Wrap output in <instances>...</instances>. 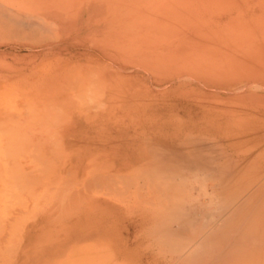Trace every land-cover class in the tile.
<instances>
[{
	"label": "rangeland",
	"instance_id": "obj_1",
	"mask_svg": "<svg viewBox=\"0 0 264 264\" xmlns=\"http://www.w3.org/2000/svg\"><path fill=\"white\" fill-rule=\"evenodd\" d=\"M0 13V264H264V0Z\"/></svg>",
	"mask_w": 264,
	"mask_h": 264
},
{
	"label": "bare ground",
	"instance_id": "obj_2",
	"mask_svg": "<svg viewBox=\"0 0 264 264\" xmlns=\"http://www.w3.org/2000/svg\"><path fill=\"white\" fill-rule=\"evenodd\" d=\"M0 14H1V13H0ZM9 17H10V16H9ZM13 18H14V17H13ZM4 19H5V18H4ZM10 19H11V18H10ZM1 20H2V18H1ZM14 20H15V19H14ZM10 21H11V20H10ZM8 25H10V24H7V26H8ZM14 28H15V26H14ZM15 29H16V28H15ZM167 153H171V152H167ZM157 155H158V154H157ZM168 155H169V154H168ZM166 156H167V155H166ZM171 156H172V155H171ZM169 157H170V156H169ZM165 159H166V158H165ZM169 160H170V159H169ZM169 160L167 159V161H169ZM171 161H172V160H171ZM180 172H181V171H180ZM260 178H261V177H260ZM259 181H261V179L258 180V182H259ZM262 185H263V184H262ZM220 192H221V191H220ZM239 192H240V191H239ZM222 193H223V192H222ZM238 194H240V193H238ZM234 198H237V199H238L239 197H236V196H235ZM234 198H233V200H234ZM209 199H210V198H209ZM210 200H211V199H210ZM233 200H232V201H233ZM235 200H236V199H235ZM235 200H234V201H235ZM230 201H231V200H230ZM236 201H237V200H236ZM236 201H235V202H236ZM235 202H233V203H235ZM228 203H229V202H228ZM231 203H232V202H231ZM225 204H226V202L224 203V205H225ZM230 205H232V204H230ZM228 207H229V206H228ZM20 208H21V205H20ZM10 210H11V209H10ZM6 211L8 212V210H6ZM12 211H13V210H12ZM12 211H10V212L13 213L14 211H13V212H12ZM4 213H5V212H4ZM5 214H6V213H5ZM8 214H9V212H8ZM8 216H9V215H8ZM12 216H13V214H12ZM12 216H11V217H12ZM16 216H17V215H16ZM11 217H9V218L7 217V218L9 219L8 221H9V223L12 222V224H14L13 221L16 220L15 218H17V217H15V214H14V216H13V219H14V220L11 219ZM14 217H15V218H14ZM17 219H18V218H17ZM2 220H3V219H2ZM11 220H13V221H11ZM0 221H1V219H0ZM4 222H5V221H4ZM5 223H6V226L4 225V227H5L4 229H5L6 231H9V230H7V229H9L11 226H8L9 223H7V222H5ZM15 223L17 224V221H15ZM0 224H3L2 221H1ZM1 226H2V225H1ZM13 226H14V225H12V227H13ZM6 227H8V228H6ZM12 227H11V228H12ZM14 227H16V226H14ZM14 227H13V228H14ZM11 228H10V230H11ZM14 229H15V228H14ZM1 230H2V228H1ZM5 230H3L4 233H3L2 231H0L1 233H3V234L0 233L1 237H3V238L0 237V239H1V240H0V241H1L0 244H1V243H2V244L5 243L4 240H8V239H9V241H11V239H10L9 237H11L12 234L10 233V236H9L8 234H6V231H5ZM12 230H13V229H12ZM12 230H11V231H12ZM11 231H9V232H11ZM15 231H16V230H13L12 233H14ZM246 232H247V231H246ZM246 232H245V233H246ZM7 233H8V232H7ZM4 234H5V236L8 235V236H6V237H8V238H6V237L4 236ZM2 235H3V236H2ZM244 236H248V233H247V235H244ZM4 237H5V239H4ZM2 240H3V242H2ZM241 244L244 245V243H242V242H241ZM238 246H239L238 249L240 248L241 251H240V250H239L240 252H239V251H236V253H239V254H240V253H242V248H241V247H243V246H240V243L238 244ZM234 252H235V251H234ZM243 252H244V248H243ZM245 253H246V251L244 252V254H245ZM245 263H247V262H245Z\"/></svg>",
	"mask_w": 264,
	"mask_h": 264
},
{
	"label": "crops",
	"instance_id": "obj_3",
	"mask_svg": "<svg viewBox=\"0 0 264 264\" xmlns=\"http://www.w3.org/2000/svg\"><path fill=\"white\" fill-rule=\"evenodd\" d=\"M33 175H37V174H33ZM33 175H32V174H31V172H30L29 176L26 174V177H25V179H29V180H30V179H34L33 177H37V176H33ZM39 177H40L39 179H42V177H43V176H42V174H41V173H40ZM37 178H38V177H37ZM45 179H46V178H45ZM1 253H2V252H0V257H1V258H5V257H7V258H8V257H9V255H11V254H9V253H8V255H7V256H4V255H3V254H1ZM13 253L15 254V252H13Z\"/></svg>",
	"mask_w": 264,
	"mask_h": 264
}]
</instances>
